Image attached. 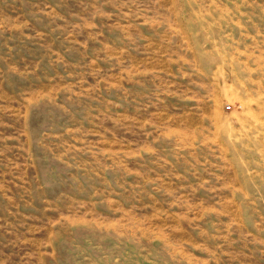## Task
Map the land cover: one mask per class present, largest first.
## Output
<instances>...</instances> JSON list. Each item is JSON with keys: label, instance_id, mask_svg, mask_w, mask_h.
Returning <instances> with one entry per match:
<instances>
[{"label": "rangeland", "instance_id": "obj_1", "mask_svg": "<svg viewBox=\"0 0 264 264\" xmlns=\"http://www.w3.org/2000/svg\"><path fill=\"white\" fill-rule=\"evenodd\" d=\"M0 264H264V0H0Z\"/></svg>", "mask_w": 264, "mask_h": 264}]
</instances>
